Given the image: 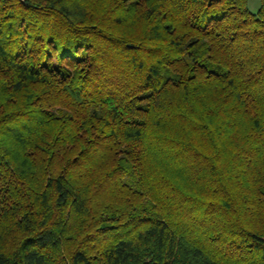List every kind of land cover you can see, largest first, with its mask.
Wrapping results in <instances>:
<instances>
[{"label": "trees", "instance_id": "trees-1", "mask_svg": "<svg viewBox=\"0 0 264 264\" xmlns=\"http://www.w3.org/2000/svg\"><path fill=\"white\" fill-rule=\"evenodd\" d=\"M0 0V264H264V0Z\"/></svg>", "mask_w": 264, "mask_h": 264}, {"label": "rangeland", "instance_id": "rangeland-1", "mask_svg": "<svg viewBox=\"0 0 264 264\" xmlns=\"http://www.w3.org/2000/svg\"><path fill=\"white\" fill-rule=\"evenodd\" d=\"M260 6H261V0H249L248 2L249 9L254 13H256L259 10Z\"/></svg>", "mask_w": 264, "mask_h": 264}]
</instances>
